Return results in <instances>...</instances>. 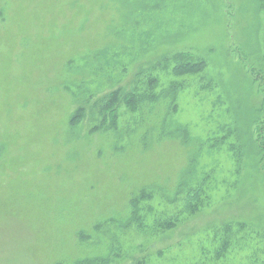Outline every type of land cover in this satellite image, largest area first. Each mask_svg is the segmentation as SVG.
Masks as SVG:
<instances>
[{
  "label": "rangeland",
  "instance_id": "rangeland-1",
  "mask_svg": "<svg viewBox=\"0 0 264 264\" xmlns=\"http://www.w3.org/2000/svg\"><path fill=\"white\" fill-rule=\"evenodd\" d=\"M81 263L264 264V0H0V264Z\"/></svg>",
  "mask_w": 264,
  "mask_h": 264
},
{
  "label": "trees",
  "instance_id": "trees-1",
  "mask_svg": "<svg viewBox=\"0 0 264 264\" xmlns=\"http://www.w3.org/2000/svg\"><path fill=\"white\" fill-rule=\"evenodd\" d=\"M194 67H196V66H194ZM82 264V263H81Z\"/></svg>",
  "mask_w": 264,
  "mask_h": 264
}]
</instances>
